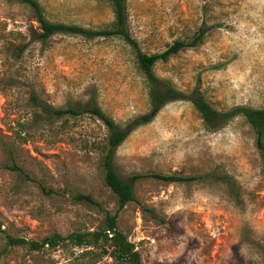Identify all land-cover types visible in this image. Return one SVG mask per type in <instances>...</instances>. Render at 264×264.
<instances>
[{
    "label": "rangeland",
    "instance_id": "374dc122",
    "mask_svg": "<svg viewBox=\"0 0 264 264\" xmlns=\"http://www.w3.org/2000/svg\"><path fill=\"white\" fill-rule=\"evenodd\" d=\"M38 1L52 22L100 29L114 19L102 0ZM128 9L131 34L148 54L207 30L199 47L158 63L157 77L184 93L198 88L219 111L264 107V0H129ZM38 32L31 9L0 0V251L5 234L40 241L90 232L106 213H118L96 150L107 128L90 116L36 122L34 93L56 108L96 95L121 127L150 111L124 42L57 35L44 46ZM13 164L29 178L5 168ZM115 168L127 181L149 172L199 178L133 183L118 227L141 264H264V150L243 117L210 133L191 103H170L117 149ZM221 176L236 183L237 198ZM77 194H90L98 206L76 202ZM1 264L114 262L101 248L62 245L39 253L14 248Z\"/></svg>",
    "mask_w": 264,
    "mask_h": 264
},
{
    "label": "trees",
    "instance_id": "16d2710c",
    "mask_svg": "<svg viewBox=\"0 0 264 264\" xmlns=\"http://www.w3.org/2000/svg\"><path fill=\"white\" fill-rule=\"evenodd\" d=\"M18 1L33 12L39 27V32L34 38L44 46L57 35L82 37L86 40L117 38L130 47L133 53L136 68L147 89L150 111L131 119L123 127L119 126L112 117L104 112L96 95H93L85 105L66 108H56L42 101L35 93L31 98L33 108L37 111L35 115L36 122L42 121L41 115H44L49 122L90 116L104 124L109 134L106 141L98 145L96 150L101 156L104 183L117 197L118 213L134 200L133 183L154 179L166 183L186 184L199 179L192 176L184 177L149 172L135 174L127 181L120 178L116 172L115 155L117 149L134 131L150 124L158 113L170 103L181 101L191 103L203 121L205 130L210 133L221 130L237 117H243L254 132L258 148L261 151L264 150V107L254 109L240 106L228 111H219L207 101L198 88L190 93H184L178 90L171 81L162 80L155 74V67L158 63H167L180 53L199 47L207 35L206 29H200L189 40H176L163 52L148 54L141 49L139 43L131 34L129 0H102L109 5L114 19L110 24L100 29H87L77 25L52 22L47 18L45 10L38 0ZM9 150L12 153L15 152L12 147H9ZM5 168L19 172L29 178L28 173L16 164L6 165ZM220 179L229 188L232 196L237 198L236 183L228 176H221ZM42 189L47 194L52 193L51 190ZM74 200L86 205L98 206V203L90 194H77L74 196ZM118 213L115 215L106 213L103 225L90 232H75L68 236L54 234L40 241H30L5 234V247L0 251V264L14 248H24L30 253H39L44 250L56 249L62 245H72L79 248H101L113 260L114 264H141L140 254L135 250L134 244L118 227Z\"/></svg>",
    "mask_w": 264,
    "mask_h": 264
}]
</instances>
